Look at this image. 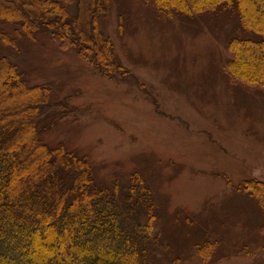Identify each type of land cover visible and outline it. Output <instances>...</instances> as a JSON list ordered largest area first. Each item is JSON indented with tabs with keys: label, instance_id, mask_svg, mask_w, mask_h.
<instances>
[{
	"label": "rangeland",
	"instance_id": "rangeland-1",
	"mask_svg": "<svg viewBox=\"0 0 264 264\" xmlns=\"http://www.w3.org/2000/svg\"><path fill=\"white\" fill-rule=\"evenodd\" d=\"M92 1L86 0L83 21L72 20L66 29L91 31ZM19 4L3 2L14 12ZM44 4L58 12L53 0ZM112 5L106 32L127 71L123 77L101 75L91 59L62 51L59 42L39 32L32 41L15 35L18 26L0 24L23 52L0 44V55L20 65L31 85L48 84L56 98L71 97L78 109L77 118L61 123L46 142L64 141L88 155L97 181L108 187L116 182L129 185L135 175L147 180L156 207L165 209L167 217L158 228L165 242L158 247L155 264H171L178 255L190 254V244H200L192 229L199 226L200 214L205 217L208 211L202 232L214 240L211 232H217L219 221H225L228 230L236 229L227 222L232 214L228 208H233L232 219L247 211L250 219L243 217V223L250 231L243 228V240L228 241L218 257L197 264H264V238L252 236L260 220L258 208L250 214L253 205L245 204V196L234 189L246 180L264 182V89L231 75V23L221 31L215 20L167 18L151 0H113ZM41 8L39 0H33L31 21L38 19ZM78 12L80 16L79 6ZM253 51L251 62L257 69L260 63ZM6 82L10 88L15 79ZM178 217H188L193 224L187 228Z\"/></svg>",
	"mask_w": 264,
	"mask_h": 264
},
{
	"label": "trees",
	"instance_id": "trees-1",
	"mask_svg": "<svg viewBox=\"0 0 264 264\" xmlns=\"http://www.w3.org/2000/svg\"><path fill=\"white\" fill-rule=\"evenodd\" d=\"M4 1H18L19 8L14 12V7L3 5ZM48 1L39 0L40 15L31 21L33 0H0V24L18 26L15 35L32 41L39 34L50 37L60 43L62 51L74 50L82 59H91L105 77L127 74L106 32L113 0L92 1L89 33L65 26L72 20L83 21L89 6L86 0H53L58 12L54 6H45ZM151 1L157 12L167 18L178 15L195 23L215 20L221 31L231 23V75L240 83L264 89V0ZM17 43L0 28L1 45L23 53ZM252 49L260 63L257 69L251 62ZM3 56L0 55V264H155L160 255L158 247L165 242L158 228L167 217L165 209L156 207L147 180L135 175L129 185L116 182L108 187L97 181L88 155L72 150L64 141L47 143L46 137L61 123L77 118L78 109L71 105V97L56 98L48 84L31 85L22 67ZM9 78L15 79L10 88L6 86ZM234 189L245 196V204L253 205L250 214L258 208L260 220L252 236L263 239L264 182L246 180ZM228 210L232 217L233 208ZM207 213L205 217L200 214L199 226L192 228L200 244H190V254L178 255L171 264L211 260L225 250L228 241L240 242L243 230L250 231L243 223V217L249 218V214L242 211L240 216L227 220L236 229L228 230L225 221L214 223L219 224L214 227L217 232H211L217 238L214 240L202 232L205 228L201 224L209 221ZM181 219L187 228L193 224L188 217H178L176 221Z\"/></svg>",
	"mask_w": 264,
	"mask_h": 264
}]
</instances>
